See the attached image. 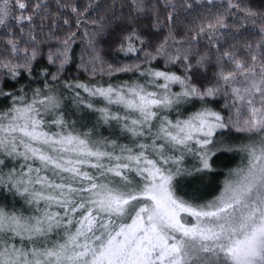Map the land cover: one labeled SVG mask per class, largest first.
I'll return each instance as SVG.
<instances>
[{
	"label": "snow or ice",
	"instance_id": "obj_1",
	"mask_svg": "<svg viewBox=\"0 0 264 264\" xmlns=\"http://www.w3.org/2000/svg\"><path fill=\"white\" fill-rule=\"evenodd\" d=\"M61 7H71L81 24L76 5ZM128 7L127 24L117 25L110 42L103 16L88 21L99 27L84 37L92 75L104 63L98 44L105 41L137 57L107 64L109 75L137 77L60 81L76 33L49 48L47 66H37L33 20L46 6L0 0L7 29L0 69L18 85L0 86V264H264V23L254 44L224 48L220 29L228 25L218 12L191 25V37L177 40L170 30L150 51L133 14L144 13V0ZM227 7L243 22L264 21L262 10L233 0ZM232 27L240 35L243 23ZM201 34L209 41L203 51ZM160 57L164 66L152 67ZM79 66L87 71L83 56ZM60 88L71 92L75 112ZM225 152H238L241 162L206 199L217 154Z\"/></svg>",
	"mask_w": 264,
	"mask_h": 264
},
{
	"label": "trees",
	"instance_id": "obj_2",
	"mask_svg": "<svg viewBox=\"0 0 264 264\" xmlns=\"http://www.w3.org/2000/svg\"><path fill=\"white\" fill-rule=\"evenodd\" d=\"M35 2V0H32ZM242 5H247L253 7L257 10L264 11V0H236ZM235 2V3H236ZM42 3L46 6L47 11L44 8H41L40 12L34 17L33 23L35 24L34 34L39 41V44L36 45L39 48V55L37 56L36 61L34 62L37 66L43 64L48 65L47 54L49 48L55 49L60 46V42L70 33L75 32L76 36L72 42V52L73 58L65 65V70L60 74V81H76L83 80L88 82H94L98 80H104L107 82H114L117 79H128L133 72L128 73H116L112 72L109 75L107 64H114V66H120L124 63H133L137 62V57L135 54L131 56H125L124 53H120L116 50L114 44L106 43L101 41L98 44L100 49V55L104 63H97L95 68V75H92V65L88 63V58L91 53L87 50V40L84 37V30L87 28L89 34L91 35L93 31L99 27V25H92L88 23L91 20H99L101 16L105 17V20L102 21L106 25L105 38L109 42L114 39L115 35H118L121 31L117 25H126L127 16L130 13L128 5L131 3V0H42ZM76 5L79 12L83 14L81 19V24L77 26L76 19L77 13H73L71 7H61V5ZM145 11L144 13H133L138 16L139 19L136 22V27L148 37L147 47L151 51L159 44L165 36L169 35V31L176 36L177 40L181 36L191 37L194 33L190 31V26L194 24H199L202 19H208L214 16L216 13H221L224 15L228 27L220 29L225 35L219 37L220 44L224 48H228L233 43L237 44L238 47L246 41H251L253 44L257 39H259V28L261 23H264L259 17L255 18L256 22L253 25L251 21L243 22L241 20L242 13L238 12L235 8L228 9V3L226 2H207L201 0H144ZM191 4L192 7L189 8L187 5ZM87 9V11H85ZM172 13V20L169 22L168 15ZM232 12H236L235 17L232 16ZM55 14V15H54ZM115 16L118 19H113ZM41 17H44L41 20ZM123 17V19H120ZM179 18V19H177ZM65 19L68 20V23L65 24ZM54 21V22H53ZM156 23L157 27L152 25ZM243 23V27L239 29L240 35H236L237 29L232 27L234 24ZM26 29L19 43L21 47L25 46L27 41V27L25 23L23 25ZM13 31L16 32L17 36H21L19 28L12 25ZM247 29L245 31L244 29ZM115 29V33H112V30ZM7 29L4 26H0V58L5 54L4 50L7 47V38H6ZM111 33V35H110ZM54 37H59L55 39ZM200 43L197 45L202 51L205 50L208 46L207 36L201 34L199 37ZM81 56L85 61L87 71L85 67H81ZM140 60H143V55L139 57ZM158 63L156 60L151 62L152 67H163L164 59L162 57L158 58ZM214 63V56H213ZM103 68V72H101ZM56 66H51V71H55ZM170 70H179L177 65L175 68ZM3 69H0V86H3L6 90L9 88H16L18 85L11 79L3 75ZM215 69L209 67L207 70V75L209 78H212ZM25 81L21 80L20 83ZM36 87V85H32ZM65 94L71 93L65 92L63 88L59 89ZM218 103L214 105L219 108L224 105L225 100L223 94L217 98ZM230 102V98H229ZM6 102L0 98V108L5 106ZM77 116L75 117V119ZM240 159H237L236 152H225L223 155L217 154L216 162L214 164V174L208 178L207 187L205 189L206 199L211 198L216 195L220 187H222V180L224 178L223 170L231 168L239 164ZM219 170V171H218Z\"/></svg>",
	"mask_w": 264,
	"mask_h": 264
},
{
	"label": "rangeland",
	"instance_id": "obj_3",
	"mask_svg": "<svg viewBox=\"0 0 264 264\" xmlns=\"http://www.w3.org/2000/svg\"><path fill=\"white\" fill-rule=\"evenodd\" d=\"M201 1H207V2H226V3H228V0H201ZM235 2H236V0H233V3H235ZM132 55H133V54H132ZM137 75H138V74H136V75L133 74V75H131L128 79H127V78H126V79H117V80L114 81L113 83H117V82H121V81H126V80L135 79V78L137 77ZM98 81H104V80H98ZM94 82H96V81H94ZM104 82H107V81H104ZM64 95H65V104H66L68 110H69L70 112H75V108L72 106V99H71L72 94L69 93V94L67 95V94L64 93ZM75 117H76V116H71L70 118L75 119ZM89 118H90V117H89ZM104 134H105V135L108 134L106 130H104ZM236 153H237V159L239 158V159H240V162H241V155H240L238 152H236ZM186 159H187V163H188V164H193V163L195 162V161H194L192 158H190V157H189V158H186ZM240 162H239V164H240ZM239 164H237L236 166H232V167L229 168V169L235 168V167H237ZM229 169L226 168V170L220 171V172H223L222 175H224V178H225V176L227 175ZM218 171H219V170H218ZM224 178H223V180H224ZM223 180H222V182H223Z\"/></svg>",
	"mask_w": 264,
	"mask_h": 264
}]
</instances>
